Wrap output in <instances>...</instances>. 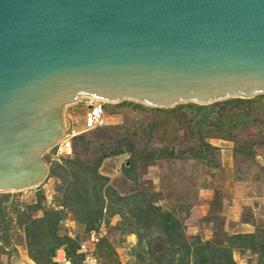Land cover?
Segmentation results:
<instances>
[{
  "label": "water",
  "instance_id": "95a60500",
  "mask_svg": "<svg viewBox=\"0 0 264 264\" xmlns=\"http://www.w3.org/2000/svg\"><path fill=\"white\" fill-rule=\"evenodd\" d=\"M264 94V0H0V192L40 185L81 97Z\"/></svg>",
  "mask_w": 264,
  "mask_h": 264
},
{
  "label": "rangeland",
  "instance_id": "374dc122",
  "mask_svg": "<svg viewBox=\"0 0 264 264\" xmlns=\"http://www.w3.org/2000/svg\"><path fill=\"white\" fill-rule=\"evenodd\" d=\"M249 106L252 116L255 117L254 121L239 123L226 139L215 137L207 139L225 141H213L219 148L214 161H219L220 167L213 166V163L206 162L205 159L192 158L191 152L188 151L184 152L181 158H164L151 164L139 160L135 174L127 178L122 173V165L131 157L126 146L123 153L104 158L98 171L108 177V187L119 194L130 193L147 186L159 191L161 200L158 203L165 210H176L175 215L182 219L184 232L188 235H199L202 239H208L206 237L209 235L212 237L213 233L226 231L225 227L228 228L227 233H233L229 231L234 228L231 217L238 213L239 208L242 218L246 220L252 218L253 224L262 228L264 227V97L249 103ZM104 109L106 124L101 128L86 131V138L94 140L104 139L107 136L118 138L121 135H117L118 132L123 131L113 127L124 125L126 135L134 139V148L146 142L149 146L169 141L176 145V152L179 153L195 143V136L189 134L183 124L176 122L175 113L143 109L127 102L105 101ZM85 110L84 98L81 97L75 104L66 108V116L68 119H77L80 123ZM150 123L155 125L151 136L148 132ZM174 135H178V140H174ZM44 159L52 164L49 153L44 155ZM44 185L54 190L55 202L61 206V192L58 188L61 182L49 175L38 186L13 192H0V218L5 220L12 218L7 230L9 243H5L3 238L0 239V259H8L18 264L24 261L27 254L23 225L14 217L13 208L16 206L23 210V204L37 203L40 209L35 214L40 216L43 209H47L42 204ZM200 190L210 191V199H206L202 206L194 208ZM106 192L111 191L108 189ZM1 194L8 195L2 199ZM245 201L247 204L244 205ZM191 208H194L192 210L194 216L190 215ZM253 209L257 212L258 220L253 218ZM65 210V219L59 224V232L64 233L66 228H69L78 238H85L87 231L84 225L76 222L74 215L67 211L66 207ZM109 212L107 208L102 211V227L96 244L98 263H138L133 249L137 245L138 237L133 233H124L119 216L110 215ZM99 227L100 225L97 228ZM138 233L143 234L140 247L147 250L153 245L148 241L151 237H155V233L148 235L144 228Z\"/></svg>",
  "mask_w": 264,
  "mask_h": 264
},
{
  "label": "trees",
  "instance_id": "16d2710c",
  "mask_svg": "<svg viewBox=\"0 0 264 264\" xmlns=\"http://www.w3.org/2000/svg\"><path fill=\"white\" fill-rule=\"evenodd\" d=\"M261 97H264V94L253 98H231L207 105L184 103L172 108L150 107L123 101L143 109L175 113L176 122L183 124L189 134L195 136V143L179 153L176 152V145L169 141L149 146L146 142L134 148V139L126 135L124 125L113 127L123 131L118 132L117 135L121 134L118 138L107 136L99 140L88 139L85 132L75 136L73 155L51 159L50 164L49 176L61 182L58 188L61 192L62 207L43 209L40 216L35 214L40 209L37 203L23 204V210L16 206L13 208L14 217L23 225L27 256L37 264H52L51 258L56 249L63 246L67 257L77 263L80 258L76 253L77 240L66 232H59V224L65 219V207L67 211L72 212L76 222L84 225L85 231L96 229L100 225L102 211L107 208L110 215L119 216L124 233H133L138 237L137 245L133 247L138 263L241 264L233 258V252L238 251L255 256L254 260L248 259L245 264H264V227L254 225V231L250 233L222 231L219 234L213 233L208 239H202L199 235H188L184 232L182 219L175 215L176 210H165L158 203L161 200L159 191L147 186L119 194L108 187V177L98 171L104 158L123 153L126 146L131 157L122 165V173L127 178L135 174L139 160L151 164L159 159L181 158L183 153L188 151L191 152L192 158L205 159L206 162L213 163V166L220 167L219 161H214L219 148L207 139H226L239 123L254 121L249 103ZM154 126L149 124L150 136ZM173 138L178 140L179 137L174 135ZM134 179L136 180V177ZM108 189L110 194L106 192ZM7 195L1 194L2 199ZM11 222L12 218H0V239L3 238L5 243H9L7 230ZM141 228H144L148 235L155 233V237L148 241L153 245L147 250L140 247L143 234L138 231Z\"/></svg>",
  "mask_w": 264,
  "mask_h": 264
},
{
  "label": "built area",
  "instance_id": "2783aa9c",
  "mask_svg": "<svg viewBox=\"0 0 264 264\" xmlns=\"http://www.w3.org/2000/svg\"><path fill=\"white\" fill-rule=\"evenodd\" d=\"M86 110L82 115L81 121L77 119H69L70 126L67 130L65 136L56 142L48 151L50 159H60L62 157H70L73 155V139L80 133L101 127L106 124L104 114V104L105 101L91 98L83 97ZM79 123V124H78ZM43 202L42 204L49 209H60L55 202L54 190L43 186ZM102 223L99 228L91 229L87 231L85 238H78L74 231L66 228V234L71 238L77 240L76 253L80 255L79 261L73 263L72 260L67 257L63 246L56 249L54 255L52 256V264H99L98 256L96 253V244L100 237L99 231L101 230ZM0 264H18L14 261H9L8 259H0ZM20 264H37L34 260L29 258L27 255L25 259Z\"/></svg>",
  "mask_w": 264,
  "mask_h": 264
},
{
  "label": "crops",
  "instance_id": "0c3cea01",
  "mask_svg": "<svg viewBox=\"0 0 264 264\" xmlns=\"http://www.w3.org/2000/svg\"><path fill=\"white\" fill-rule=\"evenodd\" d=\"M213 141L214 142L215 141L225 142V141H223L221 139H211L209 142L212 145H216V143L214 144ZM209 192H208V190H200L199 191V194L197 196V201L195 202L194 208H198V207L202 206L206 199H210V193ZM243 204L244 205L247 204V201H245ZM194 208H191V210H190V215L191 216H194V214H195L194 212L192 213V210ZM253 218H256L255 220H258L257 219V212L254 209H253ZM231 223L234 224V228H232L229 231H232L233 233L234 232L250 233V232L254 231V224H253L252 218H251V220H246L245 218H242L241 217L240 208H239L238 213H235V215L233 217H231ZM225 230L228 231V228L225 227ZM195 232H193V234H196ZM210 236L211 235L207 236L206 238H210ZM233 258H234V260L236 262L241 263V264H245V263H247L248 259L254 260L253 259L254 255L249 254L247 252L246 253H240L238 251H234L233 252ZM123 264H125V263H123ZM136 264H148V263H136Z\"/></svg>",
  "mask_w": 264,
  "mask_h": 264
}]
</instances>
